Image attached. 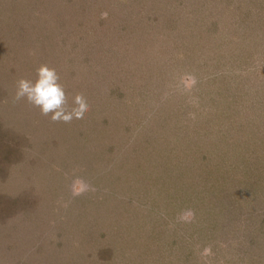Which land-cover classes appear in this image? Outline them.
I'll return each instance as SVG.
<instances>
[{"label": "rangeland", "instance_id": "374dc122", "mask_svg": "<svg viewBox=\"0 0 264 264\" xmlns=\"http://www.w3.org/2000/svg\"><path fill=\"white\" fill-rule=\"evenodd\" d=\"M41 64L84 119L13 101ZM206 260L264 264V0H0V264Z\"/></svg>", "mask_w": 264, "mask_h": 264}, {"label": "clouds", "instance_id": "9594fccd", "mask_svg": "<svg viewBox=\"0 0 264 264\" xmlns=\"http://www.w3.org/2000/svg\"><path fill=\"white\" fill-rule=\"evenodd\" d=\"M59 80L60 77L55 68L41 64L36 68L35 80L20 78L16 81L13 101L26 100L37 107L41 115L49 117L54 123L70 124L73 120L84 119L90 111L86 96L83 93L75 94L70 106L64 86ZM89 191H95L94 186L86 183L82 178H74L71 185L72 196H80ZM179 219L190 222L195 219V212L191 209L185 210L180 214ZM202 255L211 256V247L205 248ZM205 264L209 262L206 260Z\"/></svg>", "mask_w": 264, "mask_h": 264}]
</instances>
